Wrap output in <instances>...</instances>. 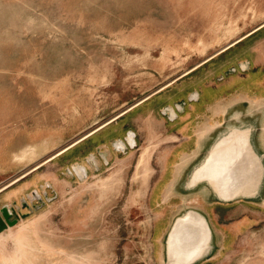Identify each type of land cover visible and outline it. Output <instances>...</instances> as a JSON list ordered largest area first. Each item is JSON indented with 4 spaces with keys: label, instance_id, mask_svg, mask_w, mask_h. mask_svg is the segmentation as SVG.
<instances>
[{
    "label": "rangeland",
    "instance_id": "374dc122",
    "mask_svg": "<svg viewBox=\"0 0 264 264\" xmlns=\"http://www.w3.org/2000/svg\"><path fill=\"white\" fill-rule=\"evenodd\" d=\"M263 23L264 0H0V187ZM157 103L13 188L7 204L24 217L0 234V264H161L152 190L169 145L147 118ZM246 216L253 227L212 264H264V209Z\"/></svg>",
    "mask_w": 264,
    "mask_h": 264
},
{
    "label": "crops",
    "instance_id": "0c3cea01",
    "mask_svg": "<svg viewBox=\"0 0 264 264\" xmlns=\"http://www.w3.org/2000/svg\"><path fill=\"white\" fill-rule=\"evenodd\" d=\"M263 35L264 26L215 46L217 50L212 49L199 62L121 110L131 108L117 120L141 105L153 109V103L160 102L147 118L149 124L157 121L165 124L163 143L169 145L159 172L161 178L152 190L155 209L165 213L155 220L152 228L161 264H169V240L179 220L181 260L184 264H212L217 257L234 249L239 228L246 231L253 227L255 222L246 215L264 209V55L262 42H256ZM124 130L125 144L131 139L132 145L137 146L135 129ZM127 132L133 133L134 138H126ZM83 135L59 144L47 157L74 144ZM85 140L52 161L63 155L77 158L73 149ZM103 147L106 151L96 150H100L97 154L106 165L111 161L109 151L113 147ZM88 158L79 165L84 166ZM39 169L0 193V202L5 204L2 207L11 202L9 194ZM235 219V226L230 227ZM174 249L179 251L177 246Z\"/></svg>",
    "mask_w": 264,
    "mask_h": 264
},
{
    "label": "bare ground",
    "instance_id": "6f19581e",
    "mask_svg": "<svg viewBox=\"0 0 264 264\" xmlns=\"http://www.w3.org/2000/svg\"><path fill=\"white\" fill-rule=\"evenodd\" d=\"M264 26V23L262 25H260L258 27L262 28ZM257 29V28H256ZM255 30V29H254ZM252 30V31H254ZM242 39V38H241ZM237 41V40H236ZM235 41V42H236ZM234 42V43H235ZM233 45V44H231ZM230 45V46H231ZM229 47V46H228ZM225 48V47H224ZM227 48V47H226ZM229 50V48L227 49ZM225 51V50H224ZM203 63V62H202ZM197 67L199 65H196ZM188 73H185V75ZM185 77V76H184ZM182 78V77H181ZM180 78V79H181ZM175 80V79H174ZM178 81V80H177ZM175 82V81H174ZM164 87V86H163ZM162 89V88H161ZM161 91V90H160ZM152 95V94H151ZM146 99H142L139 103H137L135 106H137L138 104H141L142 102H144ZM131 109V108H130ZM130 109H128L127 111H129ZM127 111H122L119 114H117L114 118L110 119L109 121L101 124L100 126L96 127L94 130H92L91 132L85 134L82 136V138L75 142L74 144H70V146L64 148V149H60L58 150L56 153H54L53 155H51L50 157H48L47 159H45L43 162L36 164L34 166H32L28 171H26L25 173L21 174L20 176L16 177L15 179H13L12 181L6 183L5 185L0 187V193H4L3 191L7 190L8 188H11L12 186H14L15 184L19 183L21 180H23L24 178H26L29 174L35 172L36 170H38L39 168H41L42 166H44L45 164L51 162L53 159H55L56 157L60 156L61 154H63L64 152H66V150L69 148H72L73 146H75L76 144H78L79 142L85 140L86 138H88L89 136H92L93 134H95L97 131L101 130L102 128L106 127L108 124H110L111 122H113L114 120H117L118 118L122 117ZM129 143L130 145H132L131 140L129 139ZM123 143L120 142L119 143V147H123ZM69 151V150H68ZM77 172L80 173V169L81 167L76 166L75 167ZM81 175V173H80ZM1 193V194H2ZM195 215V214H194ZM192 216V215H191ZM197 217V216H196ZM195 217V218H196ZM193 218L194 221H196V219ZM182 236V228H181V223L180 220L177 222V225L174 227L171 236H170V240H169V247H170V252H169V264H184L185 261L181 260V246L182 243L180 241V238ZM177 246L179 248V251L175 250L174 247Z\"/></svg>",
    "mask_w": 264,
    "mask_h": 264
},
{
    "label": "water",
    "instance_id": "95a60500",
    "mask_svg": "<svg viewBox=\"0 0 264 264\" xmlns=\"http://www.w3.org/2000/svg\"><path fill=\"white\" fill-rule=\"evenodd\" d=\"M129 137L134 138L133 133H129ZM131 142H132V140H131ZM127 143H128V145H130L128 140H127ZM131 146H134V144ZM75 167L76 166H74L71 169L74 173L77 172ZM80 173H81V175L85 174L84 167H81ZM22 203L24 206H27L24 202H22ZM12 217H13V220H10ZM21 217L23 218L24 216H21ZM21 217L16 214V211L11 206L7 205V206H3L2 208H0V234L2 232H4L6 229L15 226Z\"/></svg>",
    "mask_w": 264,
    "mask_h": 264
},
{
    "label": "flooded vegetation",
    "instance_id": "af4514ba",
    "mask_svg": "<svg viewBox=\"0 0 264 264\" xmlns=\"http://www.w3.org/2000/svg\"><path fill=\"white\" fill-rule=\"evenodd\" d=\"M10 220H13V217Z\"/></svg>",
    "mask_w": 264,
    "mask_h": 264
}]
</instances>
